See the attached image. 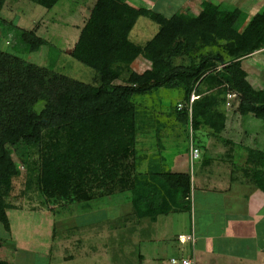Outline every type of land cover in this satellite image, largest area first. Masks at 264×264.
Listing matches in <instances>:
<instances>
[{"label":"trees","instance_id":"trees-1","mask_svg":"<svg viewBox=\"0 0 264 264\" xmlns=\"http://www.w3.org/2000/svg\"><path fill=\"white\" fill-rule=\"evenodd\" d=\"M6 1L0 0V10ZM28 1L51 11L61 0ZM201 6L197 14L166 18L128 0H96L70 51L94 71L91 83L0 50V224L6 232V211L15 208L6 202L14 190L12 177L4 175L8 148L18 158L16 168L20 164L25 170L21 196L29 201V211L56 214L74 203L88 209L94 201L120 195L138 219L191 210L187 171L139 172L137 137L149 135L150 128L160 134L161 123L145 122L134 99L161 89L178 91L175 120L187 124L194 142L195 132L204 127L220 136L225 128L220 108L228 95L234 96L232 108L237 102L236 114L264 123V90L252 88L241 63L264 49V12L243 27L241 10ZM140 17L159 27L145 44L130 39ZM19 42L28 54L47 45L36 29H19ZM137 61L147 65L142 72L133 68ZM230 146L229 155L235 150ZM199 151L197 161L203 163ZM245 153L244 183L264 194V150L246 148ZM15 175L21 174L16 170Z\"/></svg>","mask_w":264,"mask_h":264},{"label":"rangeland","instance_id":"rangeland-1","mask_svg":"<svg viewBox=\"0 0 264 264\" xmlns=\"http://www.w3.org/2000/svg\"><path fill=\"white\" fill-rule=\"evenodd\" d=\"M95 1L61 0L51 11H47L28 0L14 2L7 0L0 12V18L6 22L1 21L0 50L80 82L91 83L94 71L74 60L70 56V51ZM129 1V4L135 5L136 8L148 9L144 5L140 7L136 5L138 0ZM167 1L169 0H156L148 7L151 10L155 7L166 18L187 14L186 11H176L179 13L174 14L173 1L166 4ZM224 2V7L232 4L229 0ZM87 6L88 8H85ZM19 29H36L37 34L47 41L46 47H42L35 54H28L20 47ZM158 30L157 24L140 17L130 34V39L137 44H145L157 34ZM185 61L177 60L175 63ZM146 67L147 65L142 61L133 64V68L139 72ZM249 76L252 83L256 80L259 81L257 83L264 84L263 77H258L254 73H250ZM179 95L176 90L161 89L154 94L134 99L142 111L145 122L151 119L152 122L158 120L161 123L160 134L150 128L149 135L140 134L137 137V156L146 162L149 158H156L158 152L167 162L172 160L173 156L178 157L181 170L187 171L192 177L193 187H198L202 182L203 187L208 188L211 184L214 188L215 182L217 189H221L219 185L226 186L236 176L240 182H243L241 167L246 158V148L253 149L251 144L256 139L258 142L254 148L264 150V123L252 117L239 119L236 116V120L231 121L233 123L231 129L236 128V131L233 129L235 132L232 130L230 133H233H229L232 137L231 143H234L232 147L235 148L234 159L224 157L221 151L225 147L221 146L217 139L215 141L207 137L206 145L209 151L210 147L212 151L203 157V163L194 162L191 173L187 153L189 143L187 124L181 122V126L178 125L174 116L176 114L174 107L180 102ZM233 99L234 96L228 95L226 104L221 105L220 111L224 112L225 107L230 108ZM236 106L237 102L233 105V110ZM194 136L197 139L199 133L195 132ZM223 136L226 138L227 135ZM159 137L163 149H159ZM205 137L201 136L202 139ZM8 149L10 160L4 175L12 177L14 190L6 202L15 208L6 211L10 223L9 232H6L0 224V239L3 241L0 261L9 264H141L138 259V255L142 252L141 246L129 239L130 234L126 228L125 218L129 202L124 195L110 197L104 201H94L88 209L79 208L74 203L67 208L57 210L56 214L47 211H29L27 209L30 205L29 201L21 196L25 182L24 167L18 164L16 168L18 158L12 149ZM233 169L239 173L235 174ZM16 170L21 174L18 177L15 175ZM238 183L232 185V189H238L242 194H250V201L261 208H252V211L258 218L254 224L255 243H258L262 249L260 257L261 264H264V194ZM249 251L247 253L253 250L250 248Z\"/></svg>","mask_w":264,"mask_h":264},{"label":"crops","instance_id":"crops-1","mask_svg":"<svg viewBox=\"0 0 264 264\" xmlns=\"http://www.w3.org/2000/svg\"><path fill=\"white\" fill-rule=\"evenodd\" d=\"M155 1L138 0L136 1V5L139 7L144 5L150 9L148 5L150 3L153 5ZM171 1L174 3V14L179 13L176 11L197 14L201 11V4L203 2L218 5L223 9H239L246 15L243 27L255 15L264 12V0H229L232 1V4H228L230 8L228 6L224 7L225 0H169L166 4H169ZM4 5L0 12L3 10ZM85 8H88V6ZM153 10L157 11L155 7H153ZM241 63L247 73L249 84L256 91L264 90V84H259L257 83L259 81L256 80L252 83L249 76L250 73H254L258 77H263L264 80V49L244 58ZM225 109L224 112L223 110L221 111L225 118V128L220 136H214L208 127L201 128L197 131L199 136L196 139V145L203 152V155H206L212 151V148L210 147L209 151V147L206 145L207 137L215 141L217 139L220 145L225 147L222 149L221 154L224 157H228V159L231 157V160H233L235 150L229 155L230 145L234 144L231 143L232 137L229 135L230 131L234 129H231L233 125L231 121L236 120V116L239 119H242V117L236 114L232 107H225ZM234 130L236 131V128ZM223 135H227L226 138ZM201 136L206 137L202 139ZM257 142L258 140L256 141V139L252 142L253 149ZM159 149H163V146L159 147ZM236 150L239 149L236 148ZM173 157L172 160L167 162L160 152H158L156 158H149L147 162L142 158L139 172L145 173L157 170L177 171L181 169V166H179L178 157ZM234 173L238 174L239 172ZM239 180L236 176L235 179L232 178L224 186L225 188L219 185L221 189H217L215 182L214 188L211 187V184L208 188L206 186L203 187L202 182L198 184V187H193L191 178V210L158 215L155 220L147 217L138 219L134 215L132 204L129 202L127 207L129 209L125 218L126 228L130 234L129 239L134 244L141 246L142 252L138 255L140 263L180 264L181 259H186L190 260L192 264H261L260 254L262 249L258 243H255L254 224L258 221V218L252 211V208H261L250 201V194H242L240 190L232 189V185H236L238 182L243 187L247 186L248 188L255 189L249 184L244 183L243 180V182ZM192 236H194L193 243L190 242ZM182 239L185 242H182ZM250 248L253 251L247 253L250 252ZM173 261L176 262L173 263Z\"/></svg>","mask_w":264,"mask_h":264},{"label":"built area","instance_id":"built-area-1","mask_svg":"<svg viewBox=\"0 0 264 264\" xmlns=\"http://www.w3.org/2000/svg\"><path fill=\"white\" fill-rule=\"evenodd\" d=\"M219 67H223V65H219ZM194 95H191L190 97V102H189V111L191 112V105H192V102L194 100ZM178 109H182V105H178ZM192 132V131H190ZM188 149H189V164H190V170H191V173H192V167L194 165V162L197 161L200 157V151L197 147V145L195 144L194 140H193V137L192 135L190 134L189 136V143H188ZM183 240V241H182ZM181 241L182 242H185L184 239H182ZM191 243L194 242V236L191 237V240H190ZM176 261H173V263H175ZM180 264H192V262L190 260H186V259H181L180 260Z\"/></svg>","mask_w":264,"mask_h":264}]
</instances>
